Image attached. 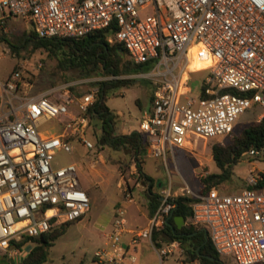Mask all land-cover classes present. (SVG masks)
<instances>
[{
  "label": "built area",
  "instance_id": "obj_1",
  "mask_svg": "<svg viewBox=\"0 0 264 264\" xmlns=\"http://www.w3.org/2000/svg\"><path fill=\"white\" fill-rule=\"evenodd\" d=\"M0 11L29 22L39 38H80L113 24L117 29L108 41L121 44L133 63L151 64L149 72L135 75L152 84L153 98L134 130L151 159L164 160L194 139L232 136L250 110L264 118V0H0ZM193 41L213 63L199 95L182 96L180 80ZM23 75L15 70L0 79V254L8 259L32 239L89 212L75 164L55 165V157L71 153L74 142L94 148L86 114L98 88L79 97L66 85L29 95ZM51 120L59 129L40 131ZM246 155L264 162L255 149ZM118 187L123 202L114 209L108 248L94 254L98 264H121L126 253L124 214L136 201L124 181ZM156 195L159 204L146 226L130 231L133 246L151 242L173 215L175 198L184 195L193 199L189 224L205 230L222 260L264 264V169L252 166L236 193H175L169 184ZM171 253L170 247L159 249L160 263Z\"/></svg>",
  "mask_w": 264,
  "mask_h": 264
},
{
  "label": "rangeland",
  "instance_id": "obj_2",
  "mask_svg": "<svg viewBox=\"0 0 264 264\" xmlns=\"http://www.w3.org/2000/svg\"><path fill=\"white\" fill-rule=\"evenodd\" d=\"M4 13L7 14V11ZM32 32L30 23L25 20H0V79H5L15 70L23 71V80L28 84L29 95H37L45 89L66 85L74 97L81 96L91 88H98L92 86L94 82L110 80L111 75H102L97 71L87 75L81 71L59 68L56 56L50 55L43 48H35L32 41L24 43L26 39L32 40ZM124 58L128 59V56L125 55ZM187 59L188 65L180 80V94L198 96L213 59L197 41H193L189 46ZM135 75L120 76L133 79V82L106 95V105L116 114L115 135L134 132L142 116L140 108L151 107L150 91L153 86L147 79ZM260 113L259 110H250L240 116L233 135L223 140L194 139L184 148L176 149L174 154L167 155L164 160L141 156L143 172L160 181L163 186L170 184L175 193L179 188H189L192 193L197 194L203 187V178L220 172L212 158V147L230 145L244 128L261 120ZM53 128L57 131L59 124L51 120L43 122L40 131ZM86 133L94 145L92 150L74 142L72 152L58 153L55 162L60 166L75 164L80 184L89 198V212L80 221L70 224L65 232L54 240L44 264H98L94 253L108 248L106 242L107 235L112 231L114 206L123 202L119 183L122 188L123 181L131 187L136 202L148 201V183L139 175L132 153L114 150L106 144L101 145L99 138L102 131L96 118L91 119ZM252 166L264 169V162L249 155L242 156L239 162L233 165L230 180L218 186L219 190L225 193L238 192L249 177ZM124 216L130 226L142 227L145 223V219L138 215L136 205H127ZM33 245L35 244L26 245L20 250L19 256L10 259L0 254V264H21L19 258L28 255ZM146 254L145 258L153 259L151 264L158 263L156 253L154 258L150 251ZM223 262L232 264L228 259H223ZM164 264L185 263L181 262L176 252L169 256Z\"/></svg>",
  "mask_w": 264,
  "mask_h": 264
},
{
  "label": "trees",
  "instance_id": "obj_3",
  "mask_svg": "<svg viewBox=\"0 0 264 264\" xmlns=\"http://www.w3.org/2000/svg\"><path fill=\"white\" fill-rule=\"evenodd\" d=\"M116 29L112 24L108 28L80 38H39L32 32V40L26 39L24 43L32 41L35 48H43L50 55L56 56L58 67L61 69L81 71L87 75L97 71L102 75L109 74L119 77L115 80L92 83V86H98V94L86 116L89 123L92 118H96L100 122L102 134L99 138V143L101 145L106 144L114 150L132 153L139 175L145 181L150 182L148 200L150 212L153 213L159 204V200L158 196L152 192L153 178L143 172V162L140 161V157L146 155V143L137 132L127 135H115L114 121L116 114L106 105V95L109 92L121 86L130 85L133 82V79L122 78L120 76L147 73L151 69V64H135L129 59H125L124 56L127 55L125 48L119 43H110L108 41L115 34ZM150 92L151 102L153 89ZM252 149L264 154V118H261L256 124L244 128L241 134L230 145H214L212 147V158L220 172L218 174H209L203 178V187L198 194L204 195L213 189H219L218 186L229 181L233 165L237 164L239 159ZM192 202L193 199L184 195H178L175 198L176 208L173 215L167 220L161 231L153 233V241L157 246H160L156 242L158 239L178 241L180 246L184 247L189 240V234L194 233L195 235L192 238L205 243L198 252L185 249L191 256V259H199L200 264H224L211 245L210 240L207 239V236H204V231L197 230V228L190 224L188 226L184 225L180 229L177 228L174 217L182 216L187 220L191 215L190 204ZM70 224L72 223L60 225L53 229V232L51 231L32 239L35 246L22 260L21 264H44L47 261L48 252L54 240L61 236ZM207 257H212L213 261Z\"/></svg>",
  "mask_w": 264,
  "mask_h": 264
},
{
  "label": "crops",
  "instance_id": "obj_4",
  "mask_svg": "<svg viewBox=\"0 0 264 264\" xmlns=\"http://www.w3.org/2000/svg\"><path fill=\"white\" fill-rule=\"evenodd\" d=\"M4 18L7 19V18H12V17H10L8 14L4 13V11H0V20L4 19ZM148 110H150V108H145V109L140 108V112H142V113L145 112V111H148ZM55 165H57L56 162H55ZM147 183H148V188H149L150 182H147ZM159 186H161V182L153 179L152 192L156 194L157 193V188ZM147 190L149 191V189H147ZM147 202H140V201L138 202L137 201V202H135V204H130V205H136L137 206L138 215L140 217L142 216L145 219V223H144V225L142 227H137V226H134V225H132V226L128 225L127 221H126L125 228H126V230L128 232L122 238V245L124 246V249H125L126 253H125L124 257H123V260H122L121 264H151L153 259L145 258V257H147L146 253L148 251H150V255H152L153 258L157 256L158 263H155V264H164L165 260H167V258L169 256L174 255V253H176V252L179 254L181 262H183L185 264H200L199 259H191V256L185 250V249H191V250H195L196 252H198L202 248V246L204 245L205 242L201 243V242H199L198 239L192 238L195 235L194 233L189 234V236H188L189 240L185 244L184 247H181L178 241H168V240L164 241L163 239H158L156 241L157 244H159L160 246H157L156 243L153 241V239L151 240V242L144 241V242H140L139 244H137L135 246L130 244V239H131L130 231H136L138 229L144 228L146 226L147 222H148V219L153 214V213L150 212L149 200ZM116 206H117V204L114 206V209H115ZM112 223H113V220H112ZM184 225L185 226L189 225V218L187 220L184 219ZM197 230L205 232V230L203 228H197ZM109 235H107L106 246L108 244V236ZM204 236H207V234L205 233ZM207 239H208V237H207ZM26 245H30V243H28ZM26 245H24L23 248ZM171 245H173V246H171ZM34 246L35 245H33V247ZM164 247H170L171 250H172V253L169 254L168 256H166L165 258H163L162 262L160 263L158 251H159V249L164 248ZM155 253H156V256H155ZM17 256H19V253L16 256H14V257H17ZM26 256H24L22 258H19V261L22 262V260ZM198 257H199V254H198ZM132 258H133V260H132ZM207 258L210 259L212 257H207Z\"/></svg>",
  "mask_w": 264,
  "mask_h": 264
},
{
  "label": "water",
  "instance_id": "obj_5",
  "mask_svg": "<svg viewBox=\"0 0 264 264\" xmlns=\"http://www.w3.org/2000/svg\"><path fill=\"white\" fill-rule=\"evenodd\" d=\"M174 221L178 229H180L184 225V217L182 216L174 217ZM210 259L213 260V258Z\"/></svg>",
  "mask_w": 264,
  "mask_h": 264
}]
</instances>
